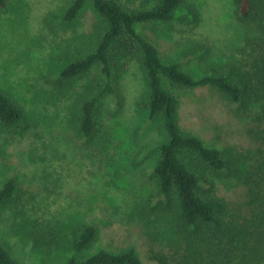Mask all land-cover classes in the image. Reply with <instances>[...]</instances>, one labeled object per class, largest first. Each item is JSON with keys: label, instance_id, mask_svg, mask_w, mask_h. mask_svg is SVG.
I'll list each match as a JSON object with an SVG mask.
<instances>
[{"label": "rangeland", "instance_id": "1", "mask_svg": "<svg viewBox=\"0 0 264 264\" xmlns=\"http://www.w3.org/2000/svg\"><path fill=\"white\" fill-rule=\"evenodd\" d=\"M0 8V92L24 111L21 127L0 128V187L16 182L14 201L0 208V244L26 264H63L71 243L83 226L97 237L83 254L100 249L119 252L132 246L142 264H158L154 255L167 253L173 238L158 215L140 214L144 196L155 195L151 171L161 142L155 123L139 110L145 93L136 64L117 79L114 92L103 99L106 136L88 141L71 123L73 105L92 77L66 80L62 69L88 47L98 26L90 5L66 22L70 0H4ZM132 7L152 0H120ZM199 13L193 22V8ZM242 25L234 16L233 0H186L170 23L139 25L163 61L178 62L194 75L240 57ZM179 101L178 123L208 147L230 149L242 173L262 148L251 130L262 128L239 103L229 101L211 86L173 88ZM215 180L217 194L237 210L244 192L236 177L224 172ZM156 195L151 199L154 206ZM38 225V226H35ZM59 228L61 247L43 254L36 248L34 227ZM37 228V229H38Z\"/></svg>", "mask_w": 264, "mask_h": 264}, {"label": "trees", "instance_id": "2", "mask_svg": "<svg viewBox=\"0 0 264 264\" xmlns=\"http://www.w3.org/2000/svg\"><path fill=\"white\" fill-rule=\"evenodd\" d=\"M185 1L152 0L150 5L132 7L120 0H70L62 15L64 21L74 20L90 5L98 23L88 47L61 71L66 80L92 74L74 102L71 123L77 135L88 141L106 136L103 99L136 64L145 85L137 106L155 123L162 138L151 171L157 200L151 206L155 195L144 196L139 210L140 214L161 216L173 238L167 253L159 252L154 259L158 264H264V0H233L234 16L243 28L240 57L201 76L186 72L178 62L163 61L157 47L137 30L147 23H170ZM4 4L0 0V8ZM192 14L195 23L199 16L196 7ZM205 86L239 103L243 113L258 109L255 117L262 128L250 133L262 148L242 173H231L236 167L230 149L205 146L179 126V101L172 89ZM24 117L23 109L0 92V128L14 131L22 126ZM225 171L243 188V208L233 209L217 194L215 180L224 177ZM17 192L16 182L8 179L0 187V208L9 206ZM37 228L31 232L36 235V248L43 254L58 251L59 228ZM96 237L94 226H83L72 239V254L63 264H142L132 246L119 252L100 249L83 254ZM0 264L26 263L0 244Z\"/></svg>", "mask_w": 264, "mask_h": 264}]
</instances>
